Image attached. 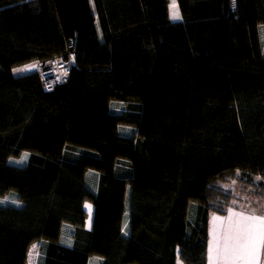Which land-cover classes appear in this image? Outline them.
I'll return each mask as SVG.
<instances>
[{
	"label": "trees",
	"instance_id": "obj_1",
	"mask_svg": "<svg viewBox=\"0 0 264 264\" xmlns=\"http://www.w3.org/2000/svg\"><path fill=\"white\" fill-rule=\"evenodd\" d=\"M177 3L0 0V264H207L223 185L263 194L264 0Z\"/></svg>",
	"mask_w": 264,
	"mask_h": 264
},
{
	"label": "crops",
	"instance_id": "obj_2",
	"mask_svg": "<svg viewBox=\"0 0 264 264\" xmlns=\"http://www.w3.org/2000/svg\"><path fill=\"white\" fill-rule=\"evenodd\" d=\"M177 7V0H170L173 21L181 20ZM237 185L250 191L240 181ZM247 204H233L226 214L210 215L207 264H264V207Z\"/></svg>",
	"mask_w": 264,
	"mask_h": 264
},
{
	"label": "rangeland",
	"instance_id": "obj_3",
	"mask_svg": "<svg viewBox=\"0 0 264 264\" xmlns=\"http://www.w3.org/2000/svg\"><path fill=\"white\" fill-rule=\"evenodd\" d=\"M177 8H178L177 15H180L179 7H177ZM29 71L34 72L31 70L30 67L27 66V67L17 68V69H15L14 72L16 75H21V74H26ZM124 131L130 133L131 129L126 128V129H124ZM13 162L16 164L22 165V164H24L25 161L22 158V159L15 160ZM237 184H239V181L234 180L229 184L223 185L225 189L233 191V194L238 198V200H236V201L233 200V204H236L237 206L242 205V206L246 207L245 205H250L247 203H250L252 201L253 204L250 206L251 208H254L257 206H259L261 208L264 207V192H263V194H259L258 191L254 190L253 188L248 189L250 191H246L247 189L245 187H239ZM15 202H16V199H14V196L13 197H6V198H3L0 200V203H15ZM86 209L91 216L89 219V223H88V227H89L91 220H92L93 207H92V205L87 204ZM39 249H40L39 243H36L31 247L30 252H29V257H28V264H37Z\"/></svg>",
	"mask_w": 264,
	"mask_h": 264
},
{
	"label": "built area",
	"instance_id": "obj_4",
	"mask_svg": "<svg viewBox=\"0 0 264 264\" xmlns=\"http://www.w3.org/2000/svg\"><path fill=\"white\" fill-rule=\"evenodd\" d=\"M237 2L238 0H230L233 9ZM67 56L68 58H66ZM67 56L57 57L32 66L31 70L40 76L46 90H51L55 83L69 78L74 66V54L70 53Z\"/></svg>",
	"mask_w": 264,
	"mask_h": 264
},
{
	"label": "snow or ice",
	"instance_id": "obj_5",
	"mask_svg": "<svg viewBox=\"0 0 264 264\" xmlns=\"http://www.w3.org/2000/svg\"><path fill=\"white\" fill-rule=\"evenodd\" d=\"M244 246H246V245H244Z\"/></svg>",
	"mask_w": 264,
	"mask_h": 264
}]
</instances>
